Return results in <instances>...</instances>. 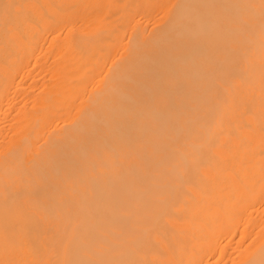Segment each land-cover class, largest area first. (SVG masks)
I'll use <instances>...</instances> for the list:
<instances>
[{
	"label": "bare ground",
	"instance_id": "obj_1",
	"mask_svg": "<svg viewBox=\"0 0 264 264\" xmlns=\"http://www.w3.org/2000/svg\"><path fill=\"white\" fill-rule=\"evenodd\" d=\"M0 264H264V0H0Z\"/></svg>",
	"mask_w": 264,
	"mask_h": 264
}]
</instances>
